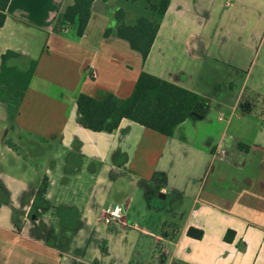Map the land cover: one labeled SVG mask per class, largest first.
Wrapping results in <instances>:
<instances>
[{
    "label": "crops",
    "instance_id": "obj_1",
    "mask_svg": "<svg viewBox=\"0 0 264 264\" xmlns=\"http://www.w3.org/2000/svg\"><path fill=\"white\" fill-rule=\"evenodd\" d=\"M71 2L10 0L0 27V63L6 50L37 61L17 111L0 100L5 103L0 121V264H98L63 252L67 226L59 211L76 224L82 215L73 202L53 203L84 158L109 162L110 172L117 168L114 183L126 179L110 185V204L97 219L116 205L126 210L132 188L139 186L153 189L164 207L180 201L182 225L167 224L157 233L143 229L159 243L167 263L264 264V120L234 122L238 108L253 110L252 103L240 104L238 97L226 108V119L217 115L213 120L210 111H222L224 105L212 108L208 90L215 78L209 61L242 66L237 44L230 42L238 28L228 17L242 13L249 21L254 13L264 15V0H170L145 60L127 41L103 36L107 11L98 1L81 37L59 31L56 17ZM217 12L228 16L214 27L210 21ZM251 29L246 23L240 31L252 37ZM141 71L206 98L205 113L188 117L171 136L126 118L111 133L84 127L76 109L80 92L94 95L101 89L124 98ZM247 87L260 89L243 83L238 93ZM233 125L237 129L230 132ZM247 132L251 135L244 137ZM46 211L53 217L43 219ZM115 222L125 225L127 219L122 215L108 226ZM189 226L201 229L202 237L187 236ZM228 229L234 231L229 242L224 240Z\"/></svg>",
    "mask_w": 264,
    "mask_h": 264
},
{
    "label": "rangeland",
    "instance_id": "obj_2",
    "mask_svg": "<svg viewBox=\"0 0 264 264\" xmlns=\"http://www.w3.org/2000/svg\"><path fill=\"white\" fill-rule=\"evenodd\" d=\"M114 1L109 0L106 6V26L114 25L112 14L117 8ZM225 16L228 15L217 12L213 15L210 25L215 27L218 23H224L225 18H221ZM233 16L228 18H232L229 21L238 28V32L232 33L230 42L237 44L239 59H242L239 63L242 66L235 69L228 62H226L227 64L221 62L212 64L213 61H209L210 67H214L212 73L215 77L214 83L208 89L212 98L210 101L212 108L216 107L217 103L226 106L221 107V109H224L222 111L212 109L210 111L211 118L216 120L217 115H221L223 119H226L228 117V111H225L226 108L234 104L238 97L240 104H243L245 99H249L253 105V110L250 113H243L238 108L235 113L240 114V117H236L235 114L233 117L234 122L238 120L263 121L264 15L254 13L250 16L249 21L246 14L238 13L234 18ZM246 23L252 25V37L251 34L245 36V33L240 31V28ZM74 28L73 25L64 27L72 34L75 33ZM74 36L79 38L76 34ZM242 37L246 41L242 42ZM236 38H238L237 42ZM242 51H244L243 54ZM223 55L226 56L227 52H223ZM246 74L248 75L245 79ZM243 83L248 86L257 85L260 89L252 91L247 87L238 93V89ZM0 104V121L2 122V117L4 118L3 104L5 103L1 102ZM10 118L7 116L8 120ZM220 124L223 125L224 122ZM236 129L233 125L229 131ZM0 134H2L1 125ZM250 135L251 133L247 132L244 137ZM109 165V162L84 158L81 169L72 177L71 182L69 180L68 184L65 185L63 192L55 198L56 201H53L54 204H57L60 199L73 202L82 215V218H78L76 224L71 215L63 212L64 210L59 211L62 225L67 226L62 237L63 252L70 255L72 259L84 263L96 260L98 264H170L167 263L159 251V243L154 240L153 236L144 233L143 229L149 233H157L167 224L170 227L182 225L184 221L182 204H180V201L175 200L164 207V200L154 198L153 189L146 190L139 186L133 191L134 188H132L131 196L133 198L128 208L123 209L122 212V215L127 219L126 224L115 222L108 226L104 223L102 216L98 219L97 217L100 216L101 209L104 211L110 204L109 200L107 202V192L110 185L114 183L117 168L110 172L107 169ZM124 180L126 179H123V181L117 180L118 182L116 181L114 186H117L118 183H125ZM41 217L47 220L53 216L49 211H46L41 214ZM42 218L41 226L45 225ZM164 221H167V223H164Z\"/></svg>",
    "mask_w": 264,
    "mask_h": 264
},
{
    "label": "trees",
    "instance_id": "obj_3",
    "mask_svg": "<svg viewBox=\"0 0 264 264\" xmlns=\"http://www.w3.org/2000/svg\"><path fill=\"white\" fill-rule=\"evenodd\" d=\"M9 1L0 0V27L6 18ZM95 1L105 6L109 2L72 0L56 17L58 30L62 31L65 26L73 25L76 36L81 37ZM169 2L170 0H115L117 8L112 14L114 25L107 26L103 36H115L127 41L130 48L140 53L145 60ZM17 60L22 61L23 65L15 63ZM36 63L35 59L25 60L13 50H6L1 55L0 100L6 102L14 113L26 92ZM248 101L249 99H245L243 104ZM207 102L206 98L189 89L141 71L128 96L120 98L101 89L94 95L80 92L76 98V109L84 127L92 131L111 133L118 127L120 120L126 118L160 134L171 136L175 128L188 117L202 116ZM6 143L16 148L11 142ZM44 191L45 185L42 188V192ZM16 228L19 230V223H16ZM186 235L200 239L203 232L189 226ZM233 236L234 231L228 229L224 240L229 242Z\"/></svg>",
    "mask_w": 264,
    "mask_h": 264
},
{
    "label": "built area",
    "instance_id": "obj_4",
    "mask_svg": "<svg viewBox=\"0 0 264 264\" xmlns=\"http://www.w3.org/2000/svg\"><path fill=\"white\" fill-rule=\"evenodd\" d=\"M123 208L119 205L109 208L103 215V221L105 224H110L115 220H119L122 217Z\"/></svg>",
    "mask_w": 264,
    "mask_h": 264
}]
</instances>
